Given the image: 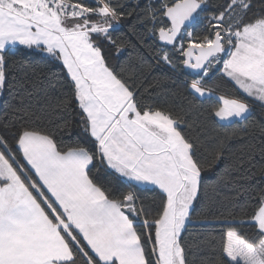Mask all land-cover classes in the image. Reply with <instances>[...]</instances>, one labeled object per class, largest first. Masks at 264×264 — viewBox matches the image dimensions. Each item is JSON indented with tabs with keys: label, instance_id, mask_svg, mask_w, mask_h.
Masks as SVG:
<instances>
[{
	"label": "snow or ice",
	"instance_id": "obj_1",
	"mask_svg": "<svg viewBox=\"0 0 264 264\" xmlns=\"http://www.w3.org/2000/svg\"><path fill=\"white\" fill-rule=\"evenodd\" d=\"M208 8L209 0H0V98L7 91L16 101L0 133V264H264V190L251 213L237 212L241 193L224 196L202 175L228 159L233 138L248 149L235 171H251L252 141L264 159V120L248 123L254 103L264 109V0H224L194 37ZM125 21L157 65L185 75L193 101L212 94L213 74L232 85L237 95L219 96L209 115L225 129L239 122V135L202 158L200 135L186 134L194 123L146 100L124 66L109 64L105 41L117 55L136 49L113 39ZM196 226L211 231L188 240Z\"/></svg>",
	"mask_w": 264,
	"mask_h": 264
},
{
	"label": "trees",
	"instance_id": "obj_2",
	"mask_svg": "<svg viewBox=\"0 0 264 264\" xmlns=\"http://www.w3.org/2000/svg\"><path fill=\"white\" fill-rule=\"evenodd\" d=\"M87 3H94V0H87ZM116 2V0H113ZM224 4V0H209L208 11L202 14L201 23L196 24L190 28L193 31L194 37L201 35L205 29L204 17L208 16L211 12L217 10L218 7ZM140 27L139 25L137 26ZM129 22L125 21L122 27L112 32L113 39H131L132 43L136 44V49L128 48L121 54L117 55L115 51L109 52L108 49L111 47L104 42L105 55L108 58L109 64L119 68L120 66L125 67V73L134 77L135 83L139 85L140 92L143 97L150 101L155 102L160 106L170 108L172 111L180 113L188 121L193 122L195 131L186 130V134L195 136L199 134L204 142L205 148L201 149V157H207L208 153L212 151L216 146L217 142L221 139H226V135L236 132L239 135V129L243 127L239 122L233 124L231 127L225 129L218 126H213L211 121L215 120L216 124H221L215 117H210V109L218 102V98L221 95L226 97H232L237 95V91L234 90L233 86L226 83L224 80H220L218 74H213L208 81L209 87L213 90L212 95L204 98H197L195 101L192 100L191 96L187 95V90L184 86L186 79L185 75L174 72L167 65H157L154 58V53L150 52L148 48L141 47L137 37H133L129 32ZM143 31V30H141ZM179 46V45H178ZM184 46L187 47V39L184 40ZM137 50L143 56V61L137 58ZM54 71H59L60 65L55 64ZM222 67V65H221ZM182 72H186L182 69ZM189 76L187 79H191ZM7 91L3 93L0 98V133L5 130L2 127V123L10 119L7 108L8 103H15ZM66 119H76L74 114L65 113ZM264 120V109L258 104L252 106V117L248 121L249 125L254 122H260ZM80 130L78 127L73 128L74 133H78ZM67 140V136H65ZM256 144V154L250 163L245 164V168H250L249 173H244L243 169L239 172L234 170L236 161L248 151L246 142L238 138L228 140L230 151L228 152V159L221 161L211 171H206L202 175L205 177L206 182H218V190L224 196H232L237 191L241 193L239 197V206L235 211L240 212L241 209H246L249 213L253 211V205L255 204L256 197L260 190H264V175H261L259 169L264 167V159H261L259 155V148L261 145L258 141H252ZM244 145L242 148L241 146ZM231 165V167H230ZM227 169V170H226ZM255 173L251 179H236L241 175H249ZM226 177L223 181H218L219 175ZM235 184V187L233 186ZM211 194V191H210ZM142 195H151L142 194ZM200 211L199 202L196 205V212H193V218L197 217V213ZM211 231V229L201 228L199 226L190 227L189 231L185 233L188 240H200L203 239L202 232ZM246 234L251 238L252 229H244ZM198 264V260H197Z\"/></svg>",
	"mask_w": 264,
	"mask_h": 264
},
{
	"label": "water",
	"instance_id": "obj_3",
	"mask_svg": "<svg viewBox=\"0 0 264 264\" xmlns=\"http://www.w3.org/2000/svg\"><path fill=\"white\" fill-rule=\"evenodd\" d=\"M85 1H87V0H85ZM184 70H185L186 72H189V73L191 72V70H189V69H184Z\"/></svg>",
	"mask_w": 264,
	"mask_h": 264
},
{
	"label": "crops",
	"instance_id": "obj_4",
	"mask_svg": "<svg viewBox=\"0 0 264 264\" xmlns=\"http://www.w3.org/2000/svg\"><path fill=\"white\" fill-rule=\"evenodd\" d=\"M212 95V94H211ZM211 95H206L205 97L211 96ZM220 122V121H219ZM220 123H227V122H220Z\"/></svg>",
	"mask_w": 264,
	"mask_h": 264
},
{
	"label": "rangeland",
	"instance_id": "obj_5",
	"mask_svg": "<svg viewBox=\"0 0 264 264\" xmlns=\"http://www.w3.org/2000/svg\"><path fill=\"white\" fill-rule=\"evenodd\" d=\"M217 119V118H216Z\"/></svg>",
	"mask_w": 264,
	"mask_h": 264
}]
</instances>
